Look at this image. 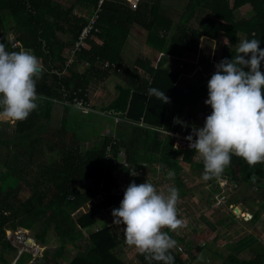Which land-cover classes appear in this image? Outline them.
<instances>
[{
  "label": "trees",
  "instance_id": "16d2710c",
  "mask_svg": "<svg viewBox=\"0 0 264 264\" xmlns=\"http://www.w3.org/2000/svg\"><path fill=\"white\" fill-rule=\"evenodd\" d=\"M98 1L74 0L66 7L54 0H0V43L14 51L9 50L6 38L11 33L13 40L31 49L43 65L42 77L36 84L37 94L43 97L38 108L26 120L14 123L13 139H0L1 168L19 184L23 182L25 191L22 197L19 184L0 189V264H8L7 256L15 252L6 241L5 232L18 227L27 230L38 219L40 231L29 229L33 239L41 245L48 234H53L58 248L54 252L44 251L42 257L30 264H130L117 253L125 245L124 229L120 238L116 237L112 226L100 220L105 213L112 214L113 209L119 208L128 182L140 181L129 177V168L143 174L147 167L154 172L159 164L179 177H190L180 175L182 164L188 166L190 173L204 170L194 149L174 148L173 137L165 133L192 134L196 119L190 110L201 107V101L208 98L211 76L205 82L199 78L190 88L178 85L180 52L208 54L209 47L203 49L200 42H215L221 47L218 64L225 58L232 59L244 39H259L260 48L264 49V0H184L182 6L173 4L181 9L173 18L169 15L173 10L164 9L161 0H140L133 7L125 0H102L100 4ZM76 8L78 14L74 13ZM203 15L206 17L202 18ZM94 16L97 18L93 27L74 53V61L68 64L66 55ZM194 18L197 27L189 24ZM133 25L147 31L144 46L153 58L143 61L132 51L127 65L123 55L129 51L126 41ZM58 32L69 35V41L59 40ZM207 54L202 60L209 66ZM80 66L82 72L77 70ZM261 71L264 72V62ZM109 77L116 79L112 87L115 96L106 105L88 106L89 86ZM149 88L164 91L169 102L149 96ZM74 99L88 107L89 112L75 108ZM52 100L62 103L63 116L61 127L49 133L42 128L50 121ZM91 111L95 112L92 123ZM114 118L119 121L114 139L99 134L100 126L113 128ZM39 129L44 136H33ZM12 143L17 153H8ZM2 148L7 151L4 156ZM23 153L26 162L20 160ZM41 156H45L46 162L40 160ZM119 156L128 164L127 168H118L114 160ZM34 158L38 162L36 173L31 182H26L22 175ZM118 171L126 175L125 186L116 182ZM225 175L229 182L239 183L240 194L230 196L224 207L242 206L246 201L244 194L251 187L255 189L253 200L260 197L259 210L250 220L254 222L264 209V163L250 166L233 155L222 174ZM176 184L179 194L184 196L187 187L179 179ZM219 223L223 221L220 219ZM213 226L216 230L227 225ZM246 246L252 255L249 259H237L233 252L238 248H234L220 264H264V248L252 242ZM205 248L188 247L190 261H197L199 254H205ZM71 250L75 254L66 261ZM170 253L174 264H185L182 255ZM214 257L217 255L210 257L211 264L219 261ZM140 263L163 264L149 262L145 255Z\"/></svg>",
  "mask_w": 264,
  "mask_h": 264
},
{
  "label": "clouds",
  "instance_id": "9594fccd",
  "mask_svg": "<svg viewBox=\"0 0 264 264\" xmlns=\"http://www.w3.org/2000/svg\"><path fill=\"white\" fill-rule=\"evenodd\" d=\"M129 1L131 4L137 5ZM259 39H244L232 59H223L208 81L211 114L203 127L194 128L185 139L203 161V180L219 181L230 166L232 156L254 166L264 163V49ZM43 65L31 49L8 51L0 43V120H26L43 99L36 84L42 77ZM149 96L168 103L164 91L148 89ZM193 135L195 140L193 141ZM133 176L137 173H131ZM173 173H169L171 177ZM179 189L158 190L150 183L131 182L117 209L112 210L113 224L122 225L125 243L135 247L145 259L174 264L170 250L176 241L163 231L184 226L178 218Z\"/></svg>",
  "mask_w": 264,
  "mask_h": 264
},
{
  "label": "rangeland",
  "instance_id": "374dc122",
  "mask_svg": "<svg viewBox=\"0 0 264 264\" xmlns=\"http://www.w3.org/2000/svg\"><path fill=\"white\" fill-rule=\"evenodd\" d=\"M55 2H59V4H62L66 7H69L70 4L74 2V0H54ZM124 1V0H123ZM127 4L133 5L129 2H135V0H125ZM140 0L138 1V3ZM162 4H165V8L167 11L173 10L172 13H169V15L173 17H177L180 14V8H174L173 4H176L178 6H182L184 0H161ZM137 3V4H138ZM135 6V5H134ZM164 12V11H163ZM74 13H79V9L76 8ZM206 17V15L202 18ZM190 25L197 27L198 22L192 19L189 23ZM129 37L127 39L129 51H125L124 53V59L123 62L127 65L129 63L127 60L130 58V54L133 51L134 53H137L139 55V59L141 60H151L153 58L152 52L147 49V47L144 46L145 37L147 34V31L140 28L137 25H133L130 29ZM57 37L59 40L68 42L69 41V35H64L61 33H57ZM7 40L10 44L9 50H20L22 48L20 44L16 43V41L13 40L12 34L8 33ZM203 49L207 46V49L209 47V51L207 54V51H198L197 54L193 53H185L180 52V55L182 57V60L180 62V65H178L177 71L180 75V80L178 82V85L185 86L186 88H190V86H195L197 83V80L199 78L202 79V82H205L206 79L214 74L216 71V65L219 61L221 47L216 45L215 42H200ZM201 47V49H202ZM72 51V49H71ZM70 51V54L66 55V59L68 61V64H71L74 61V55H72ZM205 53L209 56V66L206 65L205 59L202 60ZM135 56V55H134ZM152 57V58H151ZM127 59V60H126ZM67 64V65H68ZM86 67V65H84ZM78 71L82 72L83 67L80 66L77 69ZM116 83V79L113 77H109L105 80H103L101 83L97 84H91L89 87L88 95H89V101L88 106L97 108L102 105H106L110 99H112L115 95H113L112 87ZM200 84V83H199ZM208 99V98H207ZM206 99V100H207ZM202 100V106L196 109H191L190 113L194 114V128H200L203 127L205 123V119L208 115L211 114V106L206 105L205 101ZM53 106H52V112L50 121L48 123H45L42 129H48L49 133H54L56 130H58L61 127L60 119L62 118V103L57 102L56 100H52ZM82 111L83 113L89 112V108L85 107L83 105ZM207 110H206V108ZM204 109V110H203ZM93 111V110H92ZM90 112L92 116L89 117V121H94L93 117L95 112ZM187 109L185 110V112ZM185 116V115H184ZM183 120L184 117H183ZM187 120V119H186ZM14 123L11 121H4L0 120V139H8V137H12L13 139V133H14ZM90 123V122H89ZM119 121L117 118L113 119V128L104 126L102 129L100 126L99 134H104L106 136H111L114 139V128L118 127ZM186 127V124H184ZM193 128V129H194ZM42 129H39L38 131H35L32 135L33 136H44ZM193 129L191 130V133H193ZM165 132V131H164ZM168 135H171L174 139V147H176V137L174 132H165ZM177 135H186L183 132H175ZM194 136V135H193ZM195 137V136H194ZM91 142V141H90ZM14 143L11 144V149L8 153H17L14 147L12 146ZM179 148V147H177ZM7 153L5 149H1V154L4 156ZM197 155V154H196ZM120 156L114 160V162L117 164L118 168L121 169V167H124ZM199 159V156L196 158V160ZM22 162L27 161L26 154L23 153L22 158H20ZM41 161H45V156H41ZM46 162V161H45ZM36 163L37 160L34 158L33 162H30L28 167L26 168V171L22 175L26 180V182H31V176H34L36 173ZM154 168V167H153ZM181 171L180 175H190V177L182 176L179 177L178 175H175L173 172L168 170L166 167H162L161 165L157 164L154 168L155 171L152 172V167H147V170L143 172V174H140L138 171H134V167H131L130 169V175L129 177H134L131 173H137L135 177L139 178L140 181H135L136 184H141L144 182H150L154 184L158 190L166 191L168 187H177L176 182L180 181V183L187 187L186 194L184 196H181L179 194V201L177 204L178 208V218L182 219L184 221V226L181 228H178L175 231H171L167 228L163 229V231L168 232V234L177 242L176 247L171 249L170 252L176 254V255H182L183 259L185 261V264H211L210 263V257L211 255H217V257H214L215 260H219L217 264H220L225 259V256H228L231 253V250L234 248H240L242 244L246 242H250V240L253 242V245H260L264 248V209L261 210L258 213V218L251 223V221L247 222L244 215L249 217V214L254 213L257 209L259 210V204H260V197H258L256 200H253V191L255 189L253 187L249 188L245 194L244 199L246 200L245 203H242V206H237L240 210V214L237 215L234 212V208L232 206H225L224 203L229 199L232 195L240 194V188L239 183L235 181L229 182L227 179L223 177H227V175L222 176L219 181L216 179H210L209 183H205L206 181L203 180V172L196 171L195 173H190L188 166L186 164L181 165ZM31 170V172H30ZM8 171L1 168L0 163V189L3 190L7 188L6 186L9 185H16L19 184L18 181L11 177L8 173ZM173 173V175L170 177L169 173ZM125 176L120 171L116 174V182L119 186L124 185L125 186ZM133 182V181H131ZM128 182L126 188L131 183ZM19 186H21L20 195L22 197L25 196L24 191V183H20ZM179 189V188H178ZM217 189V190H216ZM239 190V191H238ZM253 190V191H252ZM180 192V190H179ZM264 201V200H263ZM251 203V205H249ZM249 205V206H248ZM234 215L235 217L229 218V216ZM249 213V214H247ZM103 220H108V225H112V229L114 230V233L116 237L120 238V231L123 230L122 225H115L113 224L114 217L112 214L105 213L102 216ZM223 221V224L219 223V220ZM250 219V217H249ZM39 220V219H38ZM36 220V222L32 221L31 227L32 229H38L39 227V221ZM41 222V221H40ZM214 225L222 226L227 225L223 227H218V229H214ZM30 225V224H29ZM40 229V227H39ZM36 233H38L40 230ZM36 231V230H35ZM124 231V230H123ZM32 230L27 231V233L32 237ZM26 233V232H24ZM33 238V237H32ZM124 238V235H123ZM125 239V238H124ZM183 240V241H181ZM46 244L42 248L45 249L44 251H50L54 252L55 248L57 247L56 239L53 236V234H48L46 236ZM206 244V246H205ZM118 250L117 253L121 255L124 260H126L130 264H141V254L135 247L129 246L125 243L122 244ZM193 246L194 248H197L199 246L207 247L204 251L205 254H199L197 257V261H190V256L188 255V247ZM44 251L41 253L39 252L38 257H42L44 255ZM249 248H242L241 251H239V254L237 255V259H249L252 255L248 252ZM237 252H233L235 254ZM75 254L74 250H71L70 253L66 255V261L70 260L71 257ZM15 256V255H14ZM25 263H28V259L24 258ZM64 264V263H62Z\"/></svg>",
  "mask_w": 264,
  "mask_h": 264
},
{
  "label": "built area",
  "instance_id": "2783aa9c",
  "mask_svg": "<svg viewBox=\"0 0 264 264\" xmlns=\"http://www.w3.org/2000/svg\"><path fill=\"white\" fill-rule=\"evenodd\" d=\"M102 2V0L98 1V4H100ZM97 18V16L91 17L90 18V23L88 25L87 28H84L78 38V40L74 43V46L72 47V55H74V53L79 49V46L82 44V41L85 39V37L87 36L88 31L93 27V23L95 22V19ZM19 45V43H18ZM81 101H78L76 99H74V107L75 108H81ZM169 133V132H168ZM175 137H176V149H181V150H190V143L188 140H186L185 138L187 137V135H177L175 132ZM195 140V137L193 136V141ZM179 147V148H177ZM124 167L123 168H127L128 164L124 162L123 159H121ZM129 168V172H130ZM225 179H227L229 181V179L227 177H223ZM26 232V233H24ZM5 236H6V241L10 244V246H12L15 249V256H14V260L12 264H16L18 261L21 260V258H26L28 259V264L32 263L35 261V259L39 258V252L41 253L42 251H44L45 249H43L42 247L44 245H40L37 244L36 241H34L33 238H31L29 236V234L27 233V231H23L21 229H17L15 231H6L5 232ZM24 260V259H23ZM24 264V263H23Z\"/></svg>",
  "mask_w": 264,
  "mask_h": 264
},
{
  "label": "crops",
  "instance_id": "0c3cea01",
  "mask_svg": "<svg viewBox=\"0 0 264 264\" xmlns=\"http://www.w3.org/2000/svg\"><path fill=\"white\" fill-rule=\"evenodd\" d=\"M134 3V2H133ZM133 6H134V4H132ZM261 202V201H260ZM260 205V204H259ZM234 212L237 214V215H239L240 214V210H239V208L237 207V206H235L234 207ZM247 214H249V213H247ZM252 216H253V213L252 214H249V217H250V219H249V217L248 216H246V215H244V217H245V219L247 220V222H249L251 219H253L252 218ZM258 218V217H257ZM101 221H102V223H104V224H107L108 225V220H106V218H105V220H103V218H101L100 219ZM253 223V222H252ZM109 226V225H108ZM110 226H112L111 224H110ZM30 227H31V225H28L27 227H26V229L27 230H25V229H23V227H18V229H21V230H23V231H29L30 232ZM30 236V235H29ZM31 237V236H30ZM33 237V236H32ZM31 237V238H32ZM34 238V237H33ZM124 238H125V236H124ZM125 240V239H124ZM35 241V240H34ZM250 242H252L251 240H250ZM250 242H246V243H244V245H242L241 244V247L240 248H238V249H236L235 250V252H237V250H238V252L236 253V254H239V251H241V249L242 248H248L249 246H246L248 243H250ZM253 243V242H252ZM46 244H49V243H46V241L44 242V243H42L41 245H46ZM249 252V251H248ZM14 255H15V252H13L12 254H9L8 256H7V260H8V264H12L13 263V260H14ZM21 262H23L24 264H28V263H25V260L24 261H21ZM23 263H21V264H23ZM16 264H19V262H17Z\"/></svg>",
  "mask_w": 264,
  "mask_h": 264
}]
</instances>
